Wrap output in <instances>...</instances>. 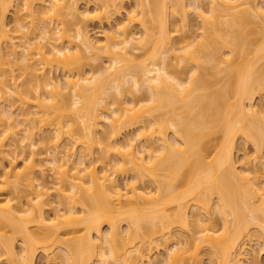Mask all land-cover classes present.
<instances>
[{
    "label": "bare ground",
    "instance_id": "obj_1",
    "mask_svg": "<svg viewBox=\"0 0 264 264\" xmlns=\"http://www.w3.org/2000/svg\"><path fill=\"white\" fill-rule=\"evenodd\" d=\"M80 1L0 0V59L14 63L1 65L26 81L0 73V264L257 262L245 246L264 251V0H133L102 42L87 23L130 0ZM188 8L198 43L177 39ZM238 141L255 154L241 165Z\"/></svg>",
    "mask_w": 264,
    "mask_h": 264
},
{
    "label": "rangeland",
    "instance_id": "obj_2",
    "mask_svg": "<svg viewBox=\"0 0 264 264\" xmlns=\"http://www.w3.org/2000/svg\"><path fill=\"white\" fill-rule=\"evenodd\" d=\"M191 1L192 0H185V3H186V5H190V3H191ZM201 1V3H202V6H206V8H207V10L209 9L208 7H207V4H209L208 2L209 1H207V0H200ZM260 1V0H259ZM261 2V1H260ZM18 2H16L15 4L18 6V4L20 5V3L21 2H19L18 4H17ZM134 1L133 0H130V1H127L126 3H124L123 4V7H122V9L120 10V15H115V18L114 17H104L101 21H96V20H92V21H89L87 24H88V31H89V34L94 38V41H98V40H101V42H102V38H100L101 36H99L100 34H102V32H108L109 31V28L110 29H112V30H114V28H115V25H117L119 22H121V21H123L124 23L127 21L126 19H127V15H128V13H130V11L131 10H133V8H134ZM201 3H200V5H201ZM17 6H14V7H16L17 8ZM78 6H79V10H80V12H82V13H84V11H86L85 9H87V10H89V8H91L89 11H91L92 10V6L91 5H89V7L87 8V6H86V0H82V1H80L79 2V4H78ZM12 8V10H9L7 13H6V23H7V26H8V30H14V28H15V15H14V9L15 8ZM203 8V7H202ZM189 9V8H188ZM192 8H190L189 9V11L191 12L190 13V16L188 17L189 18V20H191L190 21V23H189V25H192V30L191 31H187L186 30V33L185 34H178L177 36V39H179L180 37H183V36H187V37H189V36H194V34L196 33V35H197V33L199 34V31H197L196 30V28H198V25L196 26V19H195V14H194V11H192L191 10ZM206 10V9H205ZM206 10V11H207ZM126 20V21H125ZM170 21H171V23H174L173 21V19L171 18L170 19ZM122 22V23H123ZM26 23V22H25ZM117 23V24H116ZM196 23V24H195ZM49 24V23H48ZM51 24V23H50ZM121 24V23H120ZM112 25V26H111ZM179 25V24H178ZM111 26V27H110ZM113 27V28H112ZM29 29V28H28ZM55 29V28H54ZM74 27L73 28H71V31L73 32L74 31ZM30 30V29H29ZM131 31H132V29H130ZM136 30V31H135ZM138 29L137 28H133V32L135 31V33H137L138 31H137ZM190 30V29H189ZM26 31H27V29H26ZM13 31H11L10 32V34L11 35H13V33H12ZM25 34H26V32H25ZM99 38V39H98ZM196 38H198V35H197V37ZM96 39V40H95ZM177 39L175 38V40H176V44H177ZM174 40V41H175ZM194 40H195V38H194ZM100 42V41H99ZM196 42L198 43L199 42V38L196 40ZM196 42L194 43L195 45H197L196 44ZM175 43V42H174ZM6 45V46H5ZM194 45V46H195ZM7 44H3V46H2V49H3V51H4V54L6 55V53H8V48L9 47H7ZM1 49V50H2ZM5 49V50H4ZM7 49V50H6ZM5 51H7L6 53H5ZM7 57H8V55H6ZM0 57H1V54H0ZM4 57V56H3ZM7 57H4L3 59L4 60H6V58ZM10 58V57H9ZM3 59H0V73L2 74H5V72L6 71H3L4 69L3 68H7L8 69V61H9V59H8V61H7V66H2L3 64V62H5V61H3ZM10 59H12L13 60V58H10ZM12 60H10V61H12ZM9 61V62H10ZM100 61H101V64H100ZM99 61V64L98 65H102L103 64V66L105 67L106 66V64L108 63L107 62V59H101ZM11 63H13V61L12 62H10V64ZM2 64V65H1ZM14 64V63H13ZM13 64H12V66L10 65V69H11V73H10V71H9V69H8V71H9V73L7 74V78L8 77H10V78H12L11 76H13L14 77V79H15V81H16V83L18 84V85H20L19 87H21L23 84L22 83H25L26 81L25 80H23L22 81V76H23V74L21 75V70H18L15 66H13ZM97 65V64H96ZM211 66V65H210ZM210 66L209 65H205V66H203V68L204 69H207V70H210ZM6 70V69H5ZM3 71V72H2ZM55 73H53L52 74V77H53V80H54V83H61V82H64L63 80H64V75H63V72L61 71H58V72H56V71H54ZM180 72L182 73V76L184 77V79L187 77V73L189 72V70L187 69V70H180ZM208 72H210V71H208ZM23 73V72H22ZM0 74V78H1V76L3 75H1ZM11 75V76H10ZM24 77V76H23ZM5 76H4V80H5ZM10 78H8L9 80H11ZM25 78V77H24ZM207 78H210V76L209 77H207ZM1 80H3V78L1 79ZM7 80V79H6ZM25 81V82H24ZM20 83V84H19ZM63 84V83H62ZM24 86V85H23ZM22 86V87H23ZM21 87V88H22ZM33 93V92H32ZM42 93V96L44 95V96H46L45 95V93L44 92H41ZM44 93V94H43ZM35 94V93H34ZM33 95V94H32ZM43 96V97H44ZM48 96V95H47ZM113 98H116L115 96H112ZM137 97V99H139V98H144V95L143 94H139V95H137L136 96ZM112 99V98H111ZM117 99V98H116ZM116 99H112V100H116ZM258 99V98H257ZM12 100V99H11ZM118 100H119V98H118ZM13 102H14V100H12ZM117 101V100H116ZM260 101V102H259ZM258 104L260 105L261 104V100H256L255 99V105H256V107L258 106ZM258 108V107H257ZM25 109H28V108H26L25 107ZM28 110H30V108L28 109ZM104 126V125H103ZM48 127V126H47ZM51 127H53V126H51ZM51 127H48V128H45L44 129V127H43V129H42V132L43 131H45L44 132V135H46V134H48V130H49V128H51ZM106 127V126H105ZM104 127V128H105ZM108 128V127H107ZM101 130H103L102 129V127H101ZM129 130V131H128ZM131 130V131H130ZM134 131V129L131 127V128H127V130H125V131H123L122 133L123 134H121V136L122 137H120L119 139H124L123 138V136H125V138H126V134H128V133H130V136H131V134L133 133H135V132H133ZM50 131V130H49ZM106 131H109L108 129H106L105 130V132ZM47 132V133H46ZM105 132H102L101 131V134H103V133H105ZM107 133L108 132H106V134H103L105 137H108V136H106L107 135ZM44 135H42V136H40L39 134H37V135H35L34 136V144H35V148H34V150L35 151H37V153H38V155L40 156V158L42 157H45V155H46V152H47V150H48V148H49V146L48 145H46V144H43V143H41L42 142V138L44 137ZM102 135V136H103ZM109 135V134H108ZM102 136H100V137H102ZM103 136V137H104ZM127 136H129V134L127 135ZM109 137H110V135H109ZM109 137H108V139H109ZM171 138V137H170ZM118 139V140H119ZM111 140V142H112V139H110ZM110 144V143H109ZM237 155H236V158L237 159H239V161L241 162L242 161V157L244 158V156L243 155H247L248 154V156H249V159L250 158H254V156H255V154H254V151H253V148H251L250 146L249 147H247V146H245V144L242 142V141H238V146H237ZM31 152L30 151H26V154L25 155H23V156H21L20 157V159H19V161H18V163H17V166L19 167V168H21L22 166H23V162L21 161V159H25V158H27L28 156H29V154H30ZM97 153V152H96ZM98 154V153H97ZM99 155V154H98ZM98 155H94L95 156V158H99L100 159V155L98 156ZM245 155V156H246ZM112 157V156H111ZM111 159H113L114 160V157H112ZM263 159H264V156H263ZM251 160V159H250ZM254 160V159H253ZM264 161V160H263ZM262 161V162H263ZM5 163V166H7V162H4ZM260 163V162H259ZM242 164V162L240 163V165ZM253 164H254V161H253ZM252 164V165H253ZM261 164V163H260ZM97 165H100V163H98ZM251 165V164H250ZM257 165H259V164H257ZM254 168V167H253ZM49 174V173H48ZM48 174L46 175V176H48ZM127 174V177L130 175L129 174V172L128 173H126ZM129 174V175H128ZM52 175H49V177H47L46 178V181H47V184L49 185V186H51V185H53V183H54V179H52L53 177H51ZM121 175H119V177L117 178V181L119 182V183H121L122 182V180L124 179V176L122 177H120ZM51 177V178H50ZM126 177V178H127ZM122 178V179H121ZM263 180V179H262ZM124 181V180H123ZM54 198V197H53ZM57 207V205H54V207ZM191 212V211H190ZM217 217H218V215H217ZM216 217V215L214 216V219H213V223L211 224V226H208L209 228H211V227H213L214 229H216V230H219L220 228H221V225H222V223L220 222V220H219V217L217 218ZM125 227V226H124ZM123 229H125V228H123ZM107 230V228H104V232ZM124 231V230H123ZM253 239V238H252ZM255 240V239H254ZM252 243H254V242H252ZM252 243L250 244L251 245V247L250 248H248L250 245H247L246 244V249L248 250V251H253V254H255V256L257 255V262L259 263V264H264V251H261L260 249L261 248H259V246H257V244H253L252 245ZM193 246H191L190 247V251H192L193 250ZM203 250H204V248H203ZM259 251H261L260 253H259ZM165 251L163 250H160V258L163 256L164 258H165V254L166 253H164ZM201 252L203 253L204 251H202L201 250ZM205 252H207V251H205ZM257 252V253H256ZM154 253V252H153ZM164 253V254H163ZM202 253H201V256H203L204 255V253H203V255H202ZM259 253V254H258ZM154 254H156L157 255V253H154ZM56 256H58V253L56 254ZM61 256V255H60ZM59 256V257H60ZM44 256L43 255H41V253H37V255H36V258H35V264H44L45 263V259L43 258ZM162 257V258H163ZM252 257L253 256H251V257H248L249 259V261H248V263L250 262V260L252 259ZM161 258V259H162ZM163 258V259H164ZM202 258H204V259H202V262H201V264H209L208 263V258H209V255H207L206 256V254L202 257ZM58 261H60V260H57V262ZM254 260L252 259L251 260V263L252 264H255V262L256 261H254ZM256 262V263H257ZM2 264H5V263H2Z\"/></svg>",
    "mask_w": 264,
    "mask_h": 264
}]
</instances>
